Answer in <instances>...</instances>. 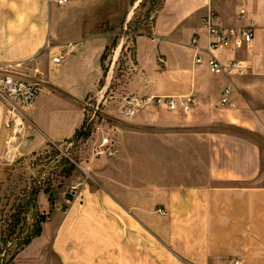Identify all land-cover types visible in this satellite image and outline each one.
Here are the masks:
<instances>
[{
	"label": "crops",
	"instance_id": "0c3cea01",
	"mask_svg": "<svg viewBox=\"0 0 264 264\" xmlns=\"http://www.w3.org/2000/svg\"><path fill=\"white\" fill-rule=\"evenodd\" d=\"M145 4L0 0L2 60L41 86L16 125L1 120L0 178L16 159L100 121L86 103L99 101L114 39L106 26H129ZM210 11L225 28L254 30L250 44L214 53L243 62L245 74L208 70ZM149 15L134 41L132 91L192 97L190 112L115 114L106 127L117 153L90 164L94 179L69 204L45 201L41 234L13 264H264V0H163Z\"/></svg>",
	"mask_w": 264,
	"mask_h": 264
},
{
	"label": "rangeland",
	"instance_id": "374dc122",
	"mask_svg": "<svg viewBox=\"0 0 264 264\" xmlns=\"http://www.w3.org/2000/svg\"><path fill=\"white\" fill-rule=\"evenodd\" d=\"M162 1L147 0L129 26H106L114 39L104 59L105 77L100 83L99 101L93 100L94 106L88 112L90 117H100L99 122L87 126L89 136L50 143L45 149L24 155L4 168L0 178V264H13L14 256L26 246L23 242L35 230L38 215L44 213L45 201L50 210L65 206L80 193L84 184L94 179L90 164L102 158L96 149L101 139L109 135L106 124L115 114L121 115L120 108L127 97L137 95L131 87L135 37L139 31L149 28V12ZM8 115L9 109L0 98V123ZM259 141L264 163V137L260 136ZM147 157L156 159L155 154Z\"/></svg>",
	"mask_w": 264,
	"mask_h": 264
},
{
	"label": "built area",
	"instance_id": "2783aa9c",
	"mask_svg": "<svg viewBox=\"0 0 264 264\" xmlns=\"http://www.w3.org/2000/svg\"><path fill=\"white\" fill-rule=\"evenodd\" d=\"M57 4L64 5L67 0H55ZM245 11H242V16ZM153 18L151 17L150 20ZM203 25L209 35V44L206 49L210 53L207 61L208 70L214 75H243L246 72V66L238 60L222 61L215 56V52L223 51L230 48L234 43L244 42L250 44L255 36L252 28H225L219 23V17L213 11H210L203 20ZM191 45L198 49V38H193ZM55 61H59L55 58ZM161 62H164L161 59ZM195 63L201 65L203 58L200 52H197ZM20 65L5 64L2 60V50L0 48V98L4 101L9 115L7 125H16L21 111L31 106L38 97L41 86L38 83L25 79L17 69ZM231 90L229 87L225 89L221 103L226 105L229 103V95ZM194 99L187 97L178 99L170 96L157 95H136L127 97L125 104L120 108V114L124 117H133L139 112L151 109L161 111L168 109L170 111L190 112ZM88 108L94 106L92 98L86 103ZM103 126L99 127L101 129ZM97 155L102 157H112L117 153V145L110 135H105L97 146ZM95 150V151H96ZM165 213V211H163ZM235 264H241L239 260Z\"/></svg>",
	"mask_w": 264,
	"mask_h": 264
},
{
	"label": "trees",
	"instance_id": "16d2710c",
	"mask_svg": "<svg viewBox=\"0 0 264 264\" xmlns=\"http://www.w3.org/2000/svg\"><path fill=\"white\" fill-rule=\"evenodd\" d=\"M104 59H105V56H104ZM88 136H89V132H88L87 127H82L80 130L77 131V134L75 137L76 138H80V137L87 138ZM38 217H39V221H37V223H36L35 230L32 231L28 235L27 239L24 240V242H23L25 245L29 244L30 241L34 237L39 236L42 232V224L46 221L47 215L41 214V215H38Z\"/></svg>",
	"mask_w": 264,
	"mask_h": 264
}]
</instances>
